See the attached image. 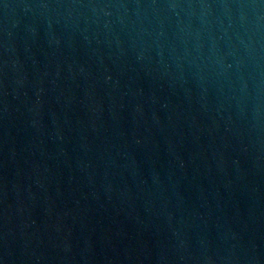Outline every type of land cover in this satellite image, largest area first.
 Returning <instances> with one entry per match:
<instances>
[{"label": "water", "instance_id": "95a60500", "mask_svg": "<svg viewBox=\"0 0 264 264\" xmlns=\"http://www.w3.org/2000/svg\"><path fill=\"white\" fill-rule=\"evenodd\" d=\"M0 264H264V0H0Z\"/></svg>", "mask_w": 264, "mask_h": 264}, {"label": "clouds", "instance_id": "9594fccd", "mask_svg": "<svg viewBox=\"0 0 264 264\" xmlns=\"http://www.w3.org/2000/svg\"><path fill=\"white\" fill-rule=\"evenodd\" d=\"M45 7H47L48 5H43ZM94 7H99L101 10H103L104 12V15L105 16H110L111 15V12L108 11V9L111 7L110 4H107V3H100V4H97V5H94ZM227 68H230L231 65H226ZM106 79H111V77H106Z\"/></svg>", "mask_w": 264, "mask_h": 264}]
</instances>
